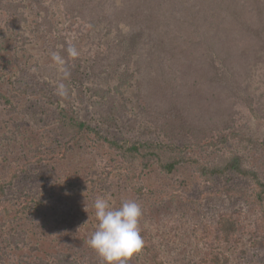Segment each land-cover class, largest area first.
I'll list each match as a JSON object with an SVG mask.
<instances>
[{
    "label": "rangeland",
    "instance_id": "374dc122",
    "mask_svg": "<svg viewBox=\"0 0 264 264\" xmlns=\"http://www.w3.org/2000/svg\"><path fill=\"white\" fill-rule=\"evenodd\" d=\"M60 24H57L58 31L63 38L72 43V39L76 40L67 50L81 48L73 60H81L83 65L78 63L76 66L72 62L67 67L70 74L79 72L67 82L73 90L71 97L75 107L93 127L99 126L96 115L102 112L104 106L108 105L107 111L110 110L113 116L123 115L122 107H126L129 115L121 117L117 129L109 130L116 140L161 142L168 146V152L164 153L166 161L177 156L175 149L182 147L185 148V157L197 158L211 166L223 164L232 156H240L244 167L258 172L264 182V144L261 143L264 140V50H251L246 43H241L242 52L252 59L249 60L250 69L245 79L242 78L241 94L250 98L260 120L257 121L245 105H236L232 112L235 131L252 136L257 141L231 138L217 145L210 138L193 145L188 142L190 137L185 141L183 134H165L164 129L155 124L151 114L146 113L136 101L132 81L128 83L131 89L123 90L125 85L119 89V71L98 72V76L90 71L88 62L91 63L90 56L94 55L96 44L102 55H107L112 42L117 39L116 34L103 37V30L101 35L94 34L90 40L87 39L89 34L85 33L80 39L75 29L66 31ZM5 35L2 30L0 74L4 67L14 68L12 61L7 64L10 53L1 52L9 39ZM33 39V44L26 49V56L21 55L19 62L36 71L35 77L25 79L22 74L17 75V91H10L6 78L0 83V186L13 181L12 186L7 187L12 190L8 198L13 195V203L19 200L18 195L33 193L44 197L51 190H58L62 194V204L45 202L39 207L43 216L37 219L33 217L29 220V215H25L11 223L0 216V256L4 257L3 264H19L22 258L24 261L35 257L50 261V255L64 251L76 262L104 264L103 259L88 245L98 224L93 205L100 197L108 199L116 207L123 200H134L141 205L140 231L151 239L166 264H211L205 260L216 252L227 260L226 264H264V249L255 243L264 245V233L255 234L257 226H253L262 214L249 201L254 192L250 180L233 175L204 179L189 163L179 165L170 174L158 170L151 163L141 173L136 162H130L123 153L102 145L93 135L65 131L55 101L60 95L58 85L63 84L68 75L63 73L64 67L53 60L49 48L52 38ZM96 84L103 92L111 94V100L115 101L113 109L105 104L107 99L103 101L92 93L91 87ZM41 90L50 100L40 93ZM120 90L127 101L118 95ZM3 96L10 98L11 104L5 102ZM191 105L192 102H189L188 106ZM191 112L193 117L200 115L198 110L194 112L192 109ZM104 130L108 129L104 127ZM223 186L237 189L240 195L248 196L249 202L243 198L231 199L222 195L217 199L208 195L218 192ZM223 210L236 212L239 231L226 241H214L215 246L207 243L206 246L214 247L205 248L201 243V226ZM129 264L153 263L142 251L134 255Z\"/></svg>",
    "mask_w": 264,
    "mask_h": 264
},
{
    "label": "trees",
    "instance_id": "16d2710c",
    "mask_svg": "<svg viewBox=\"0 0 264 264\" xmlns=\"http://www.w3.org/2000/svg\"><path fill=\"white\" fill-rule=\"evenodd\" d=\"M58 22L63 30L75 29L80 39L89 34L87 39L90 40L94 34L101 35L103 30V37L116 34L117 39L112 42L107 55H102L96 44V51L90 56L91 63L86 59L88 67L97 76L98 72L119 71L118 88L122 89L125 85V91L131 89L128 83L132 81L136 101L146 113L151 114L152 120L164 129L165 134H183V140L190 137L188 142L193 145L210 138L217 145L231 138L255 142L256 138L235 131L232 112L236 105L241 104L258 117L250 98L241 94L242 78L245 79L250 69L249 60H252L242 52L241 43H246L251 50H264V0H0V33L3 30L7 34L4 37L9 38L1 52L10 53L7 64L10 61L14 63V68L2 69L0 83L6 78L10 91H17V75L22 74L25 79L35 77L36 71L28 68L26 63L21 64L20 56H26V49L33 44L34 37L52 38L53 43L49 48L52 53L59 54L63 63L58 64L64 67L63 73L68 75L62 82L66 94L59 95L55 101L65 131L93 135L102 145L123 153L130 162H136L141 173L151 163L166 174L172 173L181 164L189 163L204 179L233 175L238 179L250 180L254 191L251 200L230 186H223L218 192L213 191L208 195L217 199L222 195L224 198H243L254 203L262 214L253 225L257 226L255 234H263L264 182L258 172L244 167L242 157L232 156L223 164L211 166L197 158L185 157V148L182 147L175 149L177 156L166 161L164 153L168 152V146L161 142H121L109 133L119 125L121 117L129 115L126 107H122L124 116H113L110 110L107 111L108 105L104 106L103 103L104 109L96 115L100 127H93L82 118L71 97L73 90L67 82L79 72L70 74L67 67L72 62L76 66L83 65V62L73 60L75 55L67 48L76 40L72 39V43L68 38H63L61 31H58ZM79 49L76 50L77 54ZM55 69L59 74L58 68ZM37 75L40 73L37 72ZM96 85L91 87L92 93L103 101L107 99L105 104L113 109L115 101L111 100V94L103 92ZM40 93L46 95L42 90ZM118 93L122 100L127 101L121 90ZM47 98L50 100V97ZM4 99L11 104L10 98ZM189 102H192L191 107L188 106ZM192 109L194 112L198 110L200 115L193 117ZM104 127L108 130L105 131ZM261 143L264 144V140ZM12 184L11 180L0 186V216L7 222L18 221L25 215H29V220L43 216L39 207L47 201L62 204V194L58 190H51L44 197L33 193L18 195L19 200L13 203V195L8 198L12 190L7 188ZM236 219V212L226 210L212 215L201 226L202 245L207 248L210 247L206 246L207 243H213L215 246L214 241H226L237 234L239 221ZM141 235L144 240L142 251L146 252L151 262L166 264L151 239L143 231ZM255 243L264 249L263 244ZM50 256V261L25 257L28 260L23 261L22 258L19 264H96L76 262L67 251ZM205 261L211 264L227 263L217 252ZM3 263L4 257L0 256V264Z\"/></svg>",
    "mask_w": 264,
    "mask_h": 264
},
{
    "label": "clouds",
    "instance_id": "9594fccd",
    "mask_svg": "<svg viewBox=\"0 0 264 264\" xmlns=\"http://www.w3.org/2000/svg\"><path fill=\"white\" fill-rule=\"evenodd\" d=\"M70 53L76 55L75 49H70ZM53 60L63 63L57 53H53ZM58 92L66 94L63 84L58 85ZM93 207L98 224L88 240L89 247L103 259L104 264H129L130 259L140 254L144 247L139 227L141 205L134 200H123L116 207L108 199L100 197L94 201Z\"/></svg>",
    "mask_w": 264,
    "mask_h": 264
}]
</instances>
